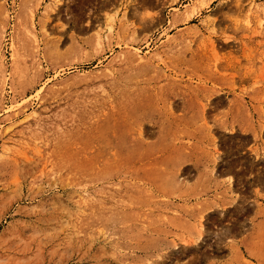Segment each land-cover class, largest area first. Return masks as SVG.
<instances>
[{
  "label": "rangeland",
  "instance_id": "obj_1",
  "mask_svg": "<svg viewBox=\"0 0 264 264\" xmlns=\"http://www.w3.org/2000/svg\"><path fill=\"white\" fill-rule=\"evenodd\" d=\"M263 175L264 0H0V264H264Z\"/></svg>",
  "mask_w": 264,
  "mask_h": 264
},
{
  "label": "bare ground",
  "instance_id": "obj_2",
  "mask_svg": "<svg viewBox=\"0 0 264 264\" xmlns=\"http://www.w3.org/2000/svg\"><path fill=\"white\" fill-rule=\"evenodd\" d=\"M190 17H191V16L188 15L185 19L188 20ZM21 18H22V16H21ZM21 18H20V21H19V22H20L19 25H20V27L22 28V20H23V19L21 20ZM16 29H17V28H16ZM214 164H215V162H214ZM178 170H180V169H178ZM214 170H215V167H212L211 172L214 173ZM182 171H183V170H182ZM181 173H182V172H181ZM215 173H216V172H215ZM209 178H210V177H209ZM199 225H200V227H203L202 222H200Z\"/></svg>",
  "mask_w": 264,
  "mask_h": 264
},
{
  "label": "crops",
  "instance_id": "obj_3",
  "mask_svg": "<svg viewBox=\"0 0 264 264\" xmlns=\"http://www.w3.org/2000/svg\"><path fill=\"white\" fill-rule=\"evenodd\" d=\"M260 161H262V159H260ZM258 181H259V183L257 185H260L261 188H264V175H263V177L260 176Z\"/></svg>",
  "mask_w": 264,
  "mask_h": 264
}]
</instances>
